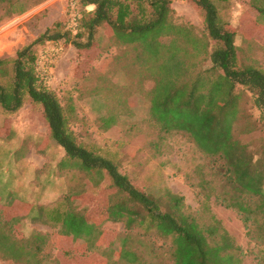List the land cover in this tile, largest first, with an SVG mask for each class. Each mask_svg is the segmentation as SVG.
<instances>
[{"label": "rangeland", "instance_id": "obj_1", "mask_svg": "<svg viewBox=\"0 0 264 264\" xmlns=\"http://www.w3.org/2000/svg\"><path fill=\"white\" fill-rule=\"evenodd\" d=\"M24 1L27 10L18 15L5 13L0 4V59L5 60L0 69L11 71L8 60L46 29L63 34L58 40L64 50L53 65V80L48 86L62 106L72 107L70 127L76 137L111 157L122 172L151 195L167 197L168 190L182 197L184 211L196 213L205 221L211 215L218 219L240 248L236 251L240 264H264V242H257V233L252 230L248 233L251 222L245 223L236 210L222 204L214 191L200 187L197 166L203 155L190 136L176 129L164 130L162 123L151 115L155 102L159 105L155 91L151 90L158 77L151 56L143 54L138 43L119 42L107 26L96 31V44L91 49H78L64 35L79 23L81 7L75 0ZM249 1L232 0L224 18L236 26L240 61L264 70V25L255 23ZM171 8L173 22L193 30L194 39L187 47L198 56L187 60L205 58L207 47H201L206 34L203 12L189 0H172ZM159 39L167 43L171 36ZM45 41L35 44L34 52L39 53ZM208 65L203 61L195 69ZM234 94L238 112L232 135L258 154L264 150V124L259 110L247 88L236 85ZM161 111L170 123L169 111ZM167 123L164 121V125ZM63 154V149L48 136L42 109L32 105L30 99L26 98L22 110L17 112L0 108V196L7 199L12 194L36 205L68 196L70 207L85 210L90 219L88 234L94 238L91 248L82 240L71 239L61 227L33 219L22 206L14 209L6 201L1 202L0 215L12 221L11 228L19 240L41 246V264H126L115 251L118 236L127 233L125 218L113 220L103 212L114 191L103 189L104 182L95 185L84 173H76L72 179L70 167H59ZM25 157L30 165L24 163ZM261 174L264 193V168ZM84 188L90 193H83ZM145 229L132 223L128 232L133 234V248L141 247L137 240ZM147 235L146 242H152V246H142L145 258L172 264L169 239L153 229H148ZM109 239L113 244L108 243ZM3 240L6 241L0 237L4 248ZM13 244L11 250L4 248L10 255L18 248ZM1 262L14 264L0 255Z\"/></svg>", "mask_w": 264, "mask_h": 264}, {"label": "trees", "instance_id": "obj_2", "mask_svg": "<svg viewBox=\"0 0 264 264\" xmlns=\"http://www.w3.org/2000/svg\"><path fill=\"white\" fill-rule=\"evenodd\" d=\"M189 1L203 12L206 34L201 47L207 49L205 58L200 60H187L198 56L187 47L194 34L191 27L173 22L172 0H75L81 7L79 23L70 28L74 34L66 30L64 35L76 48L87 50L96 44V31L107 26L119 42L138 43L141 52L151 56L158 75L151 90L155 91L159 104L155 102L150 109L151 115L162 123L164 130L176 129L190 136L203 155L197 166L200 187L214 191L222 204L236 210L245 223L251 222L248 233L252 230L257 233L254 239L264 242V193L261 188L264 150L253 153L248 144L240 143L232 135L238 112L236 85L251 91L253 104L264 124V70L240 61L239 47L235 43L236 26L224 18L232 0ZM249 3L255 23L264 25V0H250ZM0 4L10 15L27 10L24 0H0ZM49 31L46 29L8 60L11 71L0 69V108L9 113L17 112L25 99H30L32 105L42 109L48 136L64 151L60 169L70 167L72 179L76 173H84L95 185L104 182L103 189L114 191L103 212L113 220L125 218L126 221L127 233L118 236L117 258L126 264H160L157 259L145 258L142 249V246H152L146 238L147 230L153 229L159 236L169 239L172 264H240L236 252L240 248L218 219L211 215L205 221L194 215L196 213L184 211L182 197L168 190L167 197L151 195L122 172L111 157L76 137L70 127L72 107L61 105L55 93L40 80L36 68L38 50L34 52L33 46L44 40L43 44L59 41L63 35ZM162 36H171V39L161 42ZM4 61L0 59V65ZM203 61L209 63L208 67L195 69ZM161 108L169 111L170 123L165 120L167 114ZM88 191L82 190L90 193ZM4 201L14 209L22 206L33 219L61 227L71 239L82 240L92 247L94 238L88 234L90 219L85 210L70 207L68 196L45 205L22 201L12 194L7 199L1 195L0 203ZM132 223L146 227L145 233H139L137 241L141 247L138 248H133V234L128 232ZM11 225L12 221L0 215V237L6 239L3 240L4 248L11 250L13 243L18 247L14 255H10L0 245L1 258L14 264H31L32 261L41 264V246L19 240ZM108 243L113 244V240L109 239Z\"/></svg>", "mask_w": 264, "mask_h": 264}, {"label": "built area", "instance_id": "obj_3", "mask_svg": "<svg viewBox=\"0 0 264 264\" xmlns=\"http://www.w3.org/2000/svg\"><path fill=\"white\" fill-rule=\"evenodd\" d=\"M76 16L73 17L75 24ZM64 47L59 41H47L41 47L36 58V68L39 72L40 80L49 85L53 80V65L59 55L63 52Z\"/></svg>", "mask_w": 264, "mask_h": 264}, {"label": "crops", "instance_id": "obj_4", "mask_svg": "<svg viewBox=\"0 0 264 264\" xmlns=\"http://www.w3.org/2000/svg\"><path fill=\"white\" fill-rule=\"evenodd\" d=\"M22 107H23V106H22ZM22 107L19 109V111L22 110ZM28 159H29L28 157H25V158H24V160H25L24 163L27 164V165H30L31 162H30ZM31 168H32V167H31ZM31 170H34V169L32 168ZM37 191L40 192L39 189H37ZM49 195H50V193H49ZM30 203H33V204H34V201H30ZM1 263L4 264V262H1Z\"/></svg>", "mask_w": 264, "mask_h": 264}]
</instances>
